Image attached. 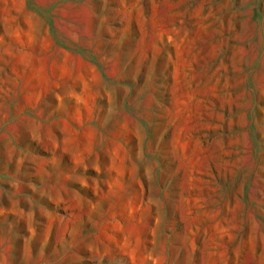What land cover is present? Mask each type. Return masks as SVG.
I'll return each mask as SVG.
<instances>
[{
	"label": "rangeland",
	"instance_id": "1",
	"mask_svg": "<svg viewBox=\"0 0 264 264\" xmlns=\"http://www.w3.org/2000/svg\"><path fill=\"white\" fill-rule=\"evenodd\" d=\"M0 264H264V0H0Z\"/></svg>",
	"mask_w": 264,
	"mask_h": 264
}]
</instances>
